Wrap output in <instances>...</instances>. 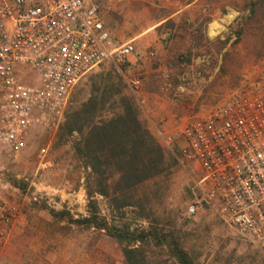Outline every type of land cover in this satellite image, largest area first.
<instances>
[{
    "label": "rangeland",
    "instance_id": "rangeland-1",
    "mask_svg": "<svg viewBox=\"0 0 264 264\" xmlns=\"http://www.w3.org/2000/svg\"><path fill=\"white\" fill-rule=\"evenodd\" d=\"M93 2L99 4V0ZM119 5V21H136L142 27L178 12L154 29L159 47L142 43L154 70L137 68L142 60L135 55L124 64L105 60L80 80L75 101L86 99L106 82H121L141 106L139 110L158 141L162 144L156 135L161 130L178 152L180 130L188 119L207 113L242 89L264 83V0H119ZM112 15L111 21H115ZM213 21L223 26L215 35L209 34ZM131 77L141 80L135 91L126 82ZM57 131L33 127L26 145L2 176L0 192L15 208L3 248L4 262L126 264L115 238L68 220V215L78 218L87 214L85 174L73 155L74 139L55 144ZM42 146L48 148L44 158L38 156ZM170 171L163 181L164 204L173 210L175 220L178 217L173 230L195 263L264 264V250L243 239L211 209L187 213L195 170L177 161ZM96 198L110 224H137L129 209L122 219L109 213L104 197Z\"/></svg>",
    "mask_w": 264,
    "mask_h": 264
},
{
    "label": "built area",
    "instance_id": "built-area-1",
    "mask_svg": "<svg viewBox=\"0 0 264 264\" xmlns=\"http://www.w3.org/2000/svg\"><path fill=\"white\" fill-rule=\"evenodd\" d=\"M135 54L105 27L97 2L0 0V187L33 127L58 129L80 80L105 60ZM151 56L154 55L150 51ZM130 89L138 77L127 78ZM177 161L196 171L188 214L211 209L243 239L264 250V83L224 99L180 130ZM172 150L169 136L156 131ZM47 146L38 151L46 157ZM15 208L0 192V264Z\"/></svg>",
    "mask_w": 264,
    "mask_h": 264
},
{
    "label": "trees",
    "instance_id": "trees-1",
    "mask_svg": "<svg viewBox=\"0 0 264 264\" xmlns=\"http://www.w3.org/2000/svg\"><path fill=\"white\" fill-rule=\"evenodd\" d=\"M120 84L97 86L58 127L55 144L73 138V155L85 174L87 214L68 215V220L115 238L126 264H197L173 230L178 217H172L163 200V181L177 162V152L164 148L139 121V107L131 96L115 100ZM107 111L114 115L104 117ZM96 196L104 197L109 213L122 219L129 209L137 224H110Z\"/></svg>",
    "mask_w": 264,
    "mask_h": 264
},
{
    "label": "crops",
    "instance_id": "crops-1",
    "mask_svg": "<svg viewBox=\"0 0 264 264\" xmlns=\"http://www.w3.org/2000/svg\"><path fill=\"white\" fill-rule=\"evenodd\" d=\"M89 1H93V0H89ZM99 7H100L101 16L104 20L105 27L111 31V33L115 39H117L120 42L135 41L136 45H135V54L134 55L138 56V58H140L142 60V63L137 64L136 67L140 68L141 66H144V67L149 66V70H154L155 65H153L152 63L149 62L148 56H147V51H146L145 47H143L142 43L147 42V43L151 44V47L152 46L159 47L161 42H158L156 40V35H155L156 32L154 31V29L157 26H159L162 22H164V21L168 20L169 18H172L173 16H175L174 14H176L178 11L176 13H173L172 15H169V16H166L165 18H162L161 20H156V21H153L152 23L147 24V27H142L141 25L136 23V21H131V22H129L127 20L119 21V17L117 15V14L121 13L119 0H99ZM112 14H115V16H116L115 21H111L112 20L111 17L113 16ZM164 43H166V41H164ZM151 50H153V49H150V51ZM131 62H133V60ZM106 83H109V82H106ZM120 89H121L120 95L113 96L116 101H118V99L120 97L127 96V95L130 96V94L124 90V87H121ZM75 90L76 89L73 90L71 100H70V102L67 106V109L65 111V114H64V118H65L67 112H69V110L77 107L79 105V103L81 102V101H78L77 99L75 101V99H74ZM106 105L108 106V104H106ZM140 107L141 106H139V108ZM107 113L108 114L104 117L110 118L114 115V113H110L109 111H107ZM138 116H139V121H141L149 129V131L151 133H153L151 125L146 120L144 115L140 112V110H139ZM64 118H63V120H64ZM74 136H76V133H74Z\"/></svg>",
    "mask_w": 264,
    "mask_h": 264
},
{
    "label": "bare ground",
    "instance_id": "bare-ground-1",
    "mask_svg": "<svg viewBox=\"0 0 264 264\" xmlns=\"http://www.w3.org/2000/svg\"><path fill=\"white\" fill-rule=\"evenodd\" d=\"M231 15L228 16V18H230ZM223 28V26L221 24H219L218 21H213L210 23L209 25V34L211 35H215L217 34L221 29Z\"/></svg>",
    "mask_w": 264,
    "mask_h": 264
}]
</instances>
